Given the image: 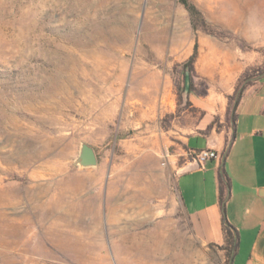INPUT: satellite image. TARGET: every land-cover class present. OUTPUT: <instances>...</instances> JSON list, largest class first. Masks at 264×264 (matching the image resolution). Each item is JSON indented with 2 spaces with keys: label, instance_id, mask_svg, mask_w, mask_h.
<instances>
[{
  "label": "rangeland",
  "instance_id": "rangeland-1",
  "mask_svg": "<svg viewBox=\"0 0 264 264\" xmlns=\"http://www.w3.org/2000/svg\"><path fill=\"white\" fill-rule=\"evenodd\" d=\"M193 1L215 33L178 0H0V264L230 263L179 197L188 167L166 130L200 111L173 68L198 41V57L255 83L264 0ZM194 79L207 83L196 63ZM84 142L97 166L77 162Z\"/></svg>",
  "mask_w": 264,
  "mask_h": 264
},
{
  "label": "crops",
  "instance_id": "crops-1",
  "mask_svg": "<svg viewBox=\"0 0 264 264\" xmlns=\"http://www.w3.org/2000/svg\"><path fill=\"white\" fill-rule=\"evenodd\" d=\"M206 58L213 65L204 68L201 60ZM214 62V56L198 57L196 70L207 80L208 93H186L200 115L185 110L174 116L166 130V151L174 163L183 159L182 167H188L179 173L177 189L198 236L207 244H224L223 222L228 219L239 231L230 264H264V75L246 89L234 124L228 104L239 75L218 70ZM216 117L221 127L215 123L207 130ZM146 128L151 131L156 126ZM202 149L215 150L219 156L200 165L196 156ZM222 165L231 178L225 203L219 192Z\"/></svg>",
  "mask_w": 264,
  "mask_h": 264
},
{
  "label": "trees",
  "instance_id": "trees-1",
  "mask_svg": "<svg viewBox=\"0 0 264 264\" xmlns=\"http://www.w3.org/2000/svg\"><path fill=\"white\" fill-rule=\"evenodd\" d=\"M178 1L188 10L190 17V24L195 31L215 33V29L213 28V25L207 19L202 9L193 0H178ZM198 55H199V42L196 41L194 45V51L190 55V57L186 61L182 63H178L174 66L173 71H174V76L176 78V89L178 90V93H181L182 90L186 91V86L182 87L180 77L184 76L186 78L187 72L190 74V79H191L189 92H194L200 96H204L208 93V84L206 82L205 83L203 82L202 87L200 88L198 87V84L194 79L195 63L198 59ZM245 74L239 79L234 93L229 96L228 115L229 118L234 122V124L236 123L238 118V111H237L238 105L242 97L244 96L246 89L254 83L253 81L248 80L245 84H242L243 80L246 77ZM215 123L219 128L221 127V124L219 123V118L216 117L214 121L208 126L207 130H210ZM228 150L229 147L226 148L225 154H227ZM218 179H219L220 201L222 203H225L227 194L229 193L231 187V178L228 175V172L224 165H222V167H220L219 169ZM223 229L225 234L224 244L220 245V244L211 243V245L217 246L218 248L225 250L227 255V261L230 262L238 246L239 231L228 219L224 220Z\"/></svg>",
  "mask_w": 264,
  "mask_h": 264
},
{
  "label": "water",
  "instance_id": "water-1",
  "mask_svg": "<svg viewBox=\"0 0 264 264\" xmlns=\"http://www.w3.org/2000/svg\"><path fill=\"white\" fill-rule=\"evenodd\" d=\"M190 82V74L187 72L185 78L186 93H189ZM77 162L83 167L97 166L99 158L96 149L89 143H82Z\"/></svg>",
  "mask_w": 264,
  "mask_h": 264
},
{
  "label": "built area",
  "instance_id": "built-area-1",
  "mask_svg": "<svg viewBox=\"0 0 264 264\" xmlns=\"http://www.w3.org/2000/svg\"><path fill=\"white\" fill-rule=\"evenodd\" d=\"M219 154L212 149H202L197 153L196 159H197V163L202 165L204 164L207 160L211 159V158H216L218 157Z\"/></svg>",
  "mask_w": 264,
  "mask_h": 264
},
{
  "label": "bare ground",
  "instance_id": "bare-ground-1",
  "mask_svg": "<svg viewBox=\"0 0 264 264\" xmlns=\"http://www.w3.org/2000/svg\"><path fill=\"white\" fill-rule=\"evenodd\" d=\"M151 255V254H150Z\"/></svg>",
  "mask_w": 264,
  "mask_h": 264
}]
</instances>
